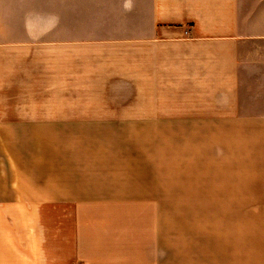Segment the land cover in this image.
I'll list each match as a JSON object with an SVG mask.
<instances>
[{
  "label": "crops",
  "instance_id": "0c3cea01",
  "mask_svg": "<svg viewBox=\"0 0 264 264\" xmlns=\"http://www.w3.org/2000/svg\"><path fill=\"white\" fill-rule=\"evenodd\" d=\"M234 123L264 137V0H0V264H249L90 184L88 130Z\"/></svg>",
  "mask_w": 264,
  "mask_h": 264
},
{
  "label": "rangeland",
  "instance_id": "374dc122",
  "mask_svg": "<svg viewBox=\"0 0 264 264\" xmlns=\"http://www.w3.org/2000/svg\"><path fill=\"white\" fill-rule=\"evenodd\" d=\"M102 131L87 132L93 138L87 155L94 156L97 161L92 162L100 168L89 169L98 175L90 178L98 179L99 184L90 183L99 186L94 189L129 193L162 189L159 196L166 206L161 213L186 231V240H202L203 249L214 242L236 254L247 246L249 264H264V171L258 175L264 170V137L257 129H242L236 123L229 129H111L106 142L98 139L108 133ZM101 152L115 158L118 152H132L137 159L123 164L114 158L101 161L106 158ZM248 196L250 207L243 203Z\"/></svg>",
  "mask_w": 264,
  "mask_h": 264
}]
</instances>
